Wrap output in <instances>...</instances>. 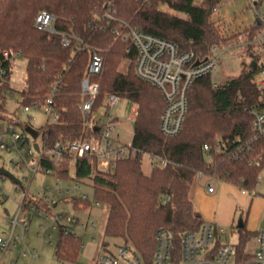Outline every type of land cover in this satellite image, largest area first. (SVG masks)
Instances as JSON below:
<instances>
[{"label": "trees", "instance_id": "1", "mask_svg": "<svg viewBox=\"0 0 264 264\" xmlns=\"http://www.w3.org/2000/svg\"><path fill=\"white\" fill-rule=\"evenodd\" d=\"M224 0H0V62L3 52H20L27 59V79L22 89L25 103L42 102L54 91L53 105L59 114L56 122L41 128L46 144L60 137L77 138L90 134L80 108L81 85L90 62V48L104 58L101 72L94 79L100 91L94 108L105 96L114 93L136 105L133 144L141 151L164 158L152 163L150 174L142 168L143 155L121 158L108 171L99 159L85 155L73 161L69 156L54 164L44 159L63 180L90 184L95 197L108 205L103 243L119 238L131 242L151 264L156 247V232L168 228L175 238V263L179 261L180 238L185 231H198L204 222L195 208L191 191L202 176L255 191L264 166V128L254 125L253 109L264 111V93L255 77L264 70L259 53L242 62L236 75L217 82L212 73L197 78L188 89V111L181 132L167 136L160 122L166 105L160 90L141 79L135 70L136 49L118 36L114 29L121 21L177 42L182 50H193L205 58L212 48L226 47L227 36L221 20L213 16ZM257 5L264 0H256ZM162 5H167L164 9ZM41 10L54 16V27L71 37L63 45L62 35L38 29L35 20ZM245 44L248 51L261 42L264 21L256 19ZM260 27L257 34L255 28ZM82 40V41H81ZM83 49H78L79 45ZM126 62V63H125ZM255 62V63H253ZM8 64V62H7ZM0 89V112L7 110ZM209 144V150L204 145ZM260 158V165L255 163ZM257 193V192H255ZM169 196L166 203L163 198ZM31 201L28 196L26 205ZM248 210L242 208L234 232L238 235L236 262L252 254L248 242L258 232L247 227ZM83 239L59 234L56 257L77 261Z\"/></svg>", "mask_w": 264, "mask_h": 264}, {"label": "built area", "instance_id": "2", "mask_svg": "<svg viewBox=\"0 0 264 264\" xmlns=\"http://www.w3.org/2000/svg\"><path fill=\"white\" fill-rule=\"evenodd\" d=\"M248 1L252 8L256 7V0ZM260 17L264 21V14H260ZM53 23L54 16L47 10H41L35 20V26L38 29L60 33L65 46L71 43V37L77 38L75 34L68 35L66 32L57 30ZM120 23L123 28L116 27L114 32L129 43L128 50L136 49L135 70L137 75L156 86L166 101L160 122L161 132L167 136L179 134L188 111V89L197 78L213 73L226 48L214 46L211 55L201 58L193 50H182L179 44L171 39L133 27L126 22L121 21ZM263 38L264 33L260 36V39ZM77 48L83 49L84 47L81 44ZM90 50L88 70L81 85L82 101L80 103L90 134L77 138L60 136L52 145L46 144V137L41 128L59 119V114L53 105L55 90L42 102L25 103L21 93L23 87L20 90L19 105L26 112L25 119H21L18 115V107L11 112L7 105V110L0 112V167L11 171L22 181V185L13 181L16 189L24 188L23 181L28 177L26 175L19 176L15 170L27 171L33 176L41 172L58 179L55 186L46 183L42 190L32 194L28 205H26L27 191L24 192L21 200H16L17 212L13 217H4L9 227L8 234L0 236V248L3 252H13L18 248V241L23 240L34 217H39L42 220L40 226L43 231L38 234L42 236V239H47L51 243L53 231H57L58 234H73L81 238L80 233L92 236L93 239L97 237L98 223L96 220L82 219L76 214L58 210L57 206L62 202L71 201L75 209L82 210L92 205H98L101 201L95 197L94 192L90 193L82 188L81 181L73 179V185L60 183V180L63 179L55 174V169L42 165L44 159L47 158L54 164H59L65 156H69L75 161L85 155H94L98 157L100 168L104 171L114 168L119 159L139 153L144 157L148 156L152 163H165L164 158L151 155L147 151H141L133 144L132 140L129 143H116L114 140L113 133L116 130V124L112 110L121 97L109 93L105 96L100 107L94 108L100 91V84L94 77L101 72L104 58L97 50L93 48ZM18 55L20 52L5 50L3 52L5 60L0 62V89L10 85V88L4 93L7 104L9 98L15 95L11 75L13 61ZM255 81L258 88L264 93V70L256 75ZM32 110L47 115V120L43 125L34 126L33 121L36 120V116L31 114ZM252 112L255 115L254 125L258 129H263L264 111L254 108ZM28 126L39 130L37 137L27 130ZM39 135L42 136L41 142L37 141ZM35 143H38V149H36ZM209 148V144L204 145L205 150H209ZM255 163L260 165V158L256 159ZM5 177L6 175L0 174V181ZM73 190H76L78 194L69 195ZM208 190L213 191L214 187L208 186ZM0 195L2 199L6 198V191L1 185ZM168 199L169 196L163 198L162 203H166ZM236 225L228 233L221 229L217 222L204 218L198 231L188 230L182 234L178 263H175L174 257L176 244L174 235L168 228L160 227L156 232V247L151 264H264V224L256 236V248L250 252L251 258L244 262H236L237 242H234L232 237ZM120 240L119 242L109 240L106 243L102 242L94 264H148L134 244L123 239ZM83 246L84 244H82ZM22 254L31 258L25 264H33L36 258L41 257L37 248H28ZM58 260L59 264H79L78 260ZM13 262L14 260H11V263Z\"/></svg>", "mask_w": 264, "mask_h": 264}, {"label": "rangeland", "instance_id": "3", "mask_svg": "<svg viewBox=\"0 0 264 264\" xmlns=\"http://www.w3.org/2000/svg\"><path fill=\"white\" fill-rule=\"evenodd\" d=\"M200 1V0H197ZM164 9H168L167 5H162ZM259 13V14H258ZM260 14H264V3L252 8L249 5L248 0H224L223 3L218 5V9L214 11L213 16L219 18L222 22L221 28L227 36L233 35L225 43L226 47L221 61L218 67L213 71V79L217 82L224 80L227 76L236 75L242 69V62L252 59L250 54L254 52L259 53V58H264V41L255 42L254 45L248 51V46L245 44L248 38V33L256 25V19L262 20ZM260 30V27L255 28L254 33ZM126 63V62H125ZM27 79V59L23 55H18L13 61L11 83L15 87V95L11 96L8 100L9 111H14L19 108L18 115L21 119L26 118V112L23 111L19 101L21 100L20 90L24 87ZM31 114L36 116V120L33 121L34 126L38 127L43 125L47 120L45 113L32 110ZM136 105L132 103L128 98L121 97L120 101L114 106L112 115L115 116L114 122L116 124V130L113 133L116 143H129L134 134V125L136 117ZM100 117V115H98ZM38 142L42 141V136L37 138ZM10 157V155H9ZM3 162V161H2ZM8 165V164H7ZM9 166V165H8ZM11 167V166H9ZM142 168L146 174H150L152 168V162L148 156H143ZM19 176L26 175L28 179L23 181L24 188L16 189L15 183L9 178L5 177L0 181V185L6 191V198L2 199L0 195V236H6L8 234L9 224L4 217H13L18 210V204L16 200H21L24 196V192L27 191L28 196L36 193L38 190H42L46 183L51 186H55L57 178L51 175L43 173H37L33 176L27 171H16ZM204 181H212L216 183L217 191L213 194L203 195L201 190L191 191L193 196L194 205L200 208L204 218H209V213L216 209L218 213L228 211L230 203L228 202L229 195L233 194V189L229 186H219L218 179L213 177L204 176ZM60 183L64 185H73L72 180H60ZM218 183V184H217ZM82 188L93 192V188L90 184L82 183ZM258 191L257 198L264 197V166L262 167L257 184L255 186ZM194 191V192H193ZM78 194L76 190H73L69 195ZM223 194L224 196H219ZM92 196V195H91ZM58 210L76 214L82 219H94L97 221V237L95 239L92 236L80 233L83 239L84 246L81 248L78 255L79 264H94L96 254L100 250L102 240L104 239V227L108 216V205L100 202L98 205H92L87 209H75L71 201L62 202L57 206ZM239 218V213H236V220ZM41 218L34 217L30 222V228L26 232L23 240L18 241V248L13 252H3L0 248V264H25L30 261V256H24L22 253L28 248H37L41 253V257L34 260L33 264H59V260L56 257V247L59 240V234L57 231H53V241L49 242L47 239H42V236L38 232H42L43 228L40 226ZM247 225L249 223L247 222ZM234 242H237L238 235L236 232L232 233ZM112 242L121 241L119 238L109 239ZM249 243V242H248ZM251 243V242H250ZM249 243V244H250ZM248 246V244H247ZM250 249H254V244L249 245ZM11 260H14L11 263Z\"/></svg>", "mask_w": 264, "mask_h": 264}, {"label": "crops", "instance_id": "4", "mask_svg": "<svg viewBox=\"0 0 264 264\" xmlns=\"http://www.w3.org/2000/svg\"><path fill=\"white\" fill-rule=\"evenodd\" d=\"M218 183L220 184L219 186L221 187L229 186L234 191H233V194H230L228 197L229 199L228 202L230 203L228 207V211L223 212V213H218L216 209H213L209 213L208 219H211L217 222L218 226L221 229H224L229 233L231 232V230H233L235 225L238 223V219L236 220V213L240 214L242 208H245L248 210L247 222L249 223V225H247V227L251 230L259 232V230L262 228L264 224V197H260V200H258L257 198H255L258 195V191L256 190L255 192L257 193L247 192L245 190L239 189L236 185L229 183V182L218 180ZM208 186H213L214 190L209 191ZM198 188L202 191L201 193L205 196H207L208 194L211 195L213 193H216L217 191L216 183L212 181H204V176L199 178V181L193 187V190L195 191ZM219 196H224V195L220 194ZM195 208L202 214L200 208H198L197 206H195ZM249 243L254 244L253 250L250 249ZM249 243L247 246V250L249 252H253L256 248V236L252 238L249 241Z\"/></svg>", "mask_w": 264, "mask_h": 264}, {"label": "water", "instance_id": "5", "mask_svg": "<svg viewBox=\"0 0 264 264\" xmlns=\"http://www.w3.org/2000/svg\"><path fill=\"white\" fill-rule=\"evenodd\" d=\"M198 63V61L196 62V64ZM255 63V62H253ZM27 130H29V132L34 136V137H37L38 133H39V130L31 127V126H28L27 127ZM35 147L36 149H38V143H35ZM0 174H3V175H6L7 177H9L12 181L18 183L19 185H22V181L17 177L15 176L11 171L5 169L4 167H0ZM239 225L242 226L243 222H242V219H239Z\"/></svg>", "mask_w": 264, "mask_h": 264}]
</instances>
